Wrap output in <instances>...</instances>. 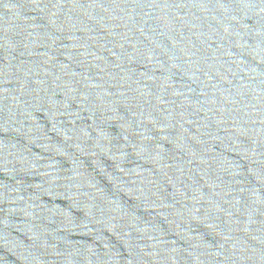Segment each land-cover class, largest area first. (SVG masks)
I'll use <instances>...</instances> for the list:
<instances>
[{
	"label": "water",
	"instance_id": "water-1",
	"mask_svg": "<svg viewBox=\"0 0 264 264\" xmlns=\"http://www.w3.org/2000/svg\"><path fill=\"white\" fill-rule=\"evenodd\" d=\"M0 264H264V0H0Z\"/></svg>",
	"mask_w": 264,
	"mask_h": 264
}]
</instances>
